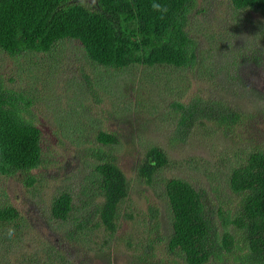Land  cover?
I'll use <instances>...</instances> for the list:
<instances>
[{
    "label": "trees",
    "instance_id": "obj_1",
    "mask_svg": "<svg viewBox=\"0 0 264 264\" xmlns=\"http://www.w3.org/2000/svg\"><path fill=\"white\" fill-rule=\"evenodd\" d=\"M229 1L236 11L264 13V0ZM195 5L196 0H0V53L13 62L50 55L51 63H57L61 70L63 58L55 55L53 48L64 41L75 42L86 63L97 68L87 73L85 64L77 68V74L99 102V92L106 88V75L110 73L141 67L149 71L150 79L158 70L181 72L198 64L196 46L188 31V18ZM37 71L44 93L51 68L43 77V68L34 73ZM64 72L62 76H67ZM71 81L68 78L61 83ZM13 82V77L4 80L0 74V182L16 178L26 191L35 193L42 183L33 171L52 167L57 153L45 144L36 125L35 106L37 111L41 109V99L32 89L13 88ZM108 100V109L111 104L113 116L120 119L123 109L114 107L113 98ZM142 101L139 98L135 104L141 105ZM175 110L181 113L178 140H184L188 132L185 127L187 130L196 122L212 123L223 132L233 133L252 117L221 101L201 97L193 98L187 105L175 103ZM105 113L109 115L108 110ZM100 121L91 128L88 121L79 118L75 124L86 127L78 128L76 133L67 130L65 135L87 154L92 166L91 178L86 179L84 186L90 195L80 201V208L74 205L73 190L66 187L46 203L51 222L61 228V224L71 221V229L62 235L65 242L92 244L100 251L112 242L122 244L133 253L127 264H160L155 253L163 247L162 243L168 255L184 264H212L226 257L234 264H264L262 145L250 141L237 150L227 179L235 201L233 207L215 206L205 189H197L183 179L169 178L163 184L171 219L169 235L160 231L158 205L148 207L150 221L143 227L142 235L135 236L136 231L119 234L122 218L133 220L131 213L137 217L140 214L122 211L130 185L113 154L121 140L114 132L103 130ZM143 150L136 176L141 184L152 186L171 161L155 145L148 144ZM57 158L60 160L59 155ZM92 196L100 199L90 206ZM0 199V249H10L13 235L20 231L21 224L27 228V223L4 191ZM74 211L78 216L73 215ZM38 241L43 256L24 255L17 264H75L65 249L41 238ZM0 264L10 263L0 256Z\"/></svg>",
    "mask_w": 264,
    "mask_h": 264
},
{
    "label": "rangeland",
    "instance_id": "obj_2",
    "mask_svg": "<svg viewBox=\"0 0 264 264\" xmlns=\"http://www.w3.org/2000/svg\"><path fill=\"white\" fill-rule=\"evenodd\" d=\"M188 19V31L195 43L198 61L194 68L181 72L158 70L150 79L149 71L141 67L113 75L110 73L106 75V88L99 92V102L77 74V68L85 64L87 73L97 68L86 63L75 42L64 41L53 48V53L63 58L64 67L61 70H58L57 63H51L50 55L25 57L13 62L0 53L3 79L13 77L14 82L10 86L21 90L32 89L36 98L41 99V109L37 111L38 106H35L36 125L45 144L54 147L60 159L54 155L52 167L33 171L42 183L35 193L26 191L16 178L0 182V194L5 192L7 200L27 223V228L21 224L20 231L13 235L10 249H0L1 260L17 264L24 255L36 253L43 256L39 238L65 249L75 264H127L130 255H133L131 250L115 242L102 251L92 244L67 243L62 235L71 229V221L61 224L60 228L49 219L46 203L59 193V189L66 187L73 190L77 208H80V201L90 195L84 186L86 179L91 178V160L77 143H70L65 136L67 130L76 133L78 128L86 127L75 124L79 118L88 121L91 128H96L99 125L97 121L101 120L100 127L114 132L121 140L113 154L130 185L122 211L128 214L135 211L140 215L137 217L131 213L133 220L122 218L119 234L136 231L135 236L142 235L143 227L150 221L148 207L158 205L160 231L165 236L169 235L171 219L163 186L169 178L183 179L197 189H205L215 206L221 205L225 209L234 206L227 179L237 159V150L250 141L264 147V13L236 11L229 0H196L195 9ZM40 67L44 71L42 77L50 68L52 73L48 74L49 86L44 93L38 81L40 71L34 73ZM62 72L68 75L62 76ZM68 78L72 81L61 83ZM109 97L113 98L114 107L123 109L120 110L121 120L113 116L111 104L108 109ZM197 97L221 101L250 114L251 120L233 133L229 130L223 132L212 123L196 122L187 130L185 127L184 131H188L185 139L178 140L181 113L176 112L175 103L187 105ZM139 98L143 100L141 105L135 104ZM67 102L73 107H69ZM148 144L161 148L171 161L154 179L152 186L141 184L136 176L143 148ZM99 199L92 196L89 205ZM77 214L73 212L74 216ZM162 245L155 253V260H161L160 264H184L168 255L165 243ZM233 261L226 257L212 264H234Z\"/></svg>",
    "mask_w": 264,
    "mask_h": 264
}]
</instances>
